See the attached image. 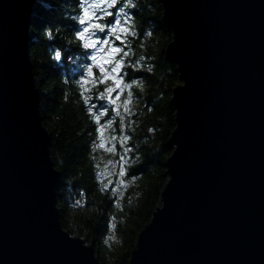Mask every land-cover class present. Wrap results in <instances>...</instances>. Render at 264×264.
Listing matches in <instances>:
<instances>
[{
    "label": "water",
    "instance_id": "water-1",
    "mask_svg": "<svg viewBox=\"0 0 264 264\" xmlns=\"http://www.w3.org/2000/svg\"><path fill=\"white\" fill-rule=\"evenodd\" d=\"M36 0H0V264H101L57 206ZM180 82L167 180L129 264H264V0H160Z\"/></svg>",
    "mask_w": 264,
    "mask_h": 264
},
{
    "label": "trees",
    "instance_id": "trees-1",
    "mask_svg": "<svg viewBox=\"0 0 264 264\" xmlns=\"http://www.w3.org/2000/svg\"><path fill=\"white\" fill-rule=\"evenodd\" d=\"M126 2L118 0L108 9L112 17L92 21L110 25L121 7L125 18H130L124 25L128 33L110 36L97 31L94 37L109 39L110 45L128 53L116 58L123 57L119 71L131 88L111 94L104 89L114 87L113 81L99 83V68L90 59L94 54L103 58L108 46L85 49L76 37L87 27L77 19L82 15V0H36L31 25V59L41 113L60 173V221L71 234L94 244L101 264H129L138 232L160 202L168 177L165 160L173 150L168 142L176 126L170 99L180 75L177 65L165 56L172 34L162 18L160 0H133L134 7H125ZM115 35H121L125 43L116 41ZM90 66L92 75L88 74ZM129 92L131 100L124 105ZM117 94L120 99L112 104ZM84 97H88L87 104ZM105 110L97 125L93 116ZM109 121L111 127L101 128Z\"/></svg>",
    "mask_w": 264,
    "mask_h": 264
},
{
    "label": "snow or ice",
    "instance_id": "snow-or-ice-1",
    "mask_svg": "<svg viewBox=\"0 0 264 264\" xmlns=\"http://www.w3.org/2000/svg\"><path fill=\"white\" fill-rule=\"evenodd\" d=\"M118 0H82L81 3V10L82 15L77 17L78 22L80 25L87 24V27H83L82 31H78L76 33V37L78 40L83 41V47L85 49H93L96 48L97 45H100L101 48L99 50H103L104 46L107 47V51L103 58L98 57L97 55H92L90 57L91 60L97 63V67L99 68V72L101 74V78L99 79V83H106L109 80L113 81L114 87L105 88L104 91L106 93H113L117 89L121 88H131L130 84H126L123 82V77L120 74V69L123 67V57L117 59L116 57L123 53V56H127L128 53L124 51V48L118 47L115 45H110L109 39H99L94 38L96 36V32H105L107 31L109 35L115 34L117 32L124 34L128 33L129 29L126 28L124 25L129 23L130 18H125L127 14L124 12V7L119 9V12L116 15V19L113 23L105 24L99 22H92L93 20H103L108 17H112L113 13L108 9H111L113 6L117 5ZM84 5H87L85 7ZM106 5V7H104ZM126 7V5H125ZM98 10L102 15H97L95 11H89V9ZM132 35H135L133 32ZM115 40L120 41L121 44L125 43L122 39L121 35H115ZM56 59H60V53H56ZM106 65H112L110 68H106ZM88 74L92 75V68L91 66L88 68ZM84 83H87L85 81ZM111 98V97H110ZM120 99V95L117 94L115 99L111 100L112 104L116 103V100ZM85 103L88 102V97H84ZM131 100V92L128 93V98L123 101L124 105H127ZM108 110L102 111L98 114L93 116V121L100 125L101 117L107 114ZM115 112L116 116H119L121 120H123V116H121L120 112L116 109H112ZM92 112V109H89V113ZM112 121H109L107 125H101L102 127H111ZM101 128H97L98 134L102 135ZM122 139H127V137H123ZM96 147H103V144H98ZM111 151V149H109ZM111 163V162H110ZM124 172L121 170L120 175H123ZM107 187V185H105Z\"/></svg>",
    "mask_w": 264,
    "mask_h": 264
},
{
    "label": "clouds",
    "instance_id": "clouds-1",
    "mask_svg": "<svg viewBox=\"0 0 264 264\" xmlns=\"http://www.w3.org/2000/svg\"><path fill=\"white\" fill-rule=\"evenodd\" d=\"M127 6H132V7H134L135 5L133 4V0H127V2H126V7ZM55 59H56V56H55Z\"/></svg>",
    "mask_w": 264,
    "mask_h": 264
}]
</instances>
